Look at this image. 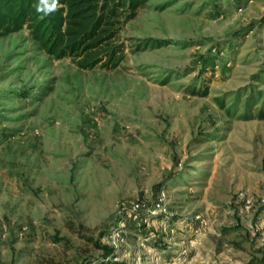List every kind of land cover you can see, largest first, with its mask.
<instances>
[{"label": "rangeland", "instance_id": "rangeland-1", "mask_svg": "<svg viewBox=\"0 0 264 264\" xmlns=\"http://www.w3.org/2000/svg\"><path fill=\"white\" fill-rule=\"evenodd\" d=\"M132 11L88 67L0 35V264H264V0Z\"/></svg>", "mask_w": 264, "mask_h": 264}, {"label": "trees", "instance_id": "trees-1", "mask_svg": "<svg viewBox=\"0 0 264 264\" xmlns=\"http://www.w3.org/2000/svg\"><path fill=\"white\" fill-rule=\"evenodd\" d=\"M146 1L59 0L58 9L45 16L36 11L39 0H0V35L27 28L31 38L50 55L56 58H81L80 64L88 67L101 60L100 47L113 44L107 40L114 36L118 18L124 14L127 17L128 13L134 14L132 10ZM106 53L110 55L106 64H117L119 59L116 60L114 51ZM253 102L250 95L247 105L251 106ZM96 245L103 248L106 255L114 252L109 244L100 245L96 241ZM91 261L94 259H88L83 264Z\"/></svg>", "mask_w": 264, "mask_h": 264}, {"label": "clouds", "instance_id": "clouds-1", "mask_svg": "<svg viewBox=\"0 0 264 264\" xmlns=\"http://www.w3.org/2000/svg\"><path fill=\"white\" fill-rule=\"evenodd\" d=\"M35 7L38 13L47 16L58 9L59 0H39Z\"/></svg>", "mask_w": 264, "mask_h": 264}, {"label": "built area", "instance_id": "built-area-1", "mask_svg": "<svg viewBox=\"0 0 264 264\" xmlns=\"http://www.w3.org/2000/svg\"><path fill=\"white\" fill-rule=\"evenodd\" d=\"M262 201L264 202V198L262 199ZM138 206V205H137Z\"/></svg>", "mask_w": 264, "mask_h": 264}]
</instances>
